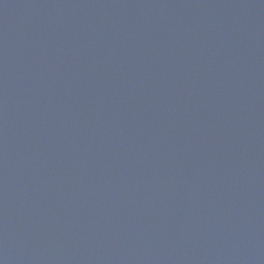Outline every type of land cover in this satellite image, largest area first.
<instances>
[{"label":"water","instance_id":"obj_1","mask_svg":"<svg viewBox=\"0 0 264 264\" xmlns=\"http://www.w3.org/2000/svg\"><path fill=\"white\" fill-rule=\"evenodd\" d=\"M0 264H264V0H0Z\"/></svg>","mask_w":264,"mask_h":264}]
</instances>
